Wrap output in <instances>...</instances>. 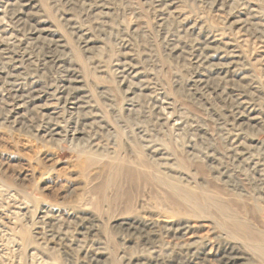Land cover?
Instances as JSON below:
<instances>
[{
  "label": "rangeland",
  "instance_id": "rangeland-1",
  "mask_svg": "<svg viewBox=\"0 0 264 264\" xmlns=\"http://www.w3.org/2000/svg\"><path fill=\"white\" fill-rule=\"evenodd\" d=\"M171 1L0 0V264H175L185 244L222 264L224 242L264 264L237 226L264 227L243 154L264 164V0ZM205 35L237 42L228 71L201 63ZM237 94L255 122L233 120Z\"/></svg>",
  "mask_w": 264,
  "mask_h": 264
},
{
  "label": "bare ground",
  "instance_id": "bare-ground-1",
  "mask_svg": "<svg viewBox=\"0 0 264 264\" xmlns=\"http://www.w3.org/2000/svg\"><path fill=\"white\" fill-rule=\"evenodd\" d=\"M171 2H172L171 0H158V3L161 7L160 8L161 10H163L166 6H169L171 4ZM203 41L205 42V44H204V46L201 47V51H200L201 52L200 53L201 58L200 59H201V63L204 62L206 65L205 67L209 71H212V70L214 71L215 69H217V71L218 70L219 71H228L232 66H234L236 64L237 60L241 57L240 50L237 46L236 41H235L236 43L233 41H230V40H223L222 41L220 39V37L216 36V35H205ZM215 58H217L218 61L212 67V65L210 64V60H214ZM214 66H216V67H214ZM137 75H138V72L135 71L134 76H137ZM39 98H36V99H39ZM232 99L234 100V106L232 109L233 110L232 111V118L235 122H237L240 125H249L258 119V116L255 114V109L252 107L251 103L249 101H247L248 98L237 94ZM48 105L51 106L53 104L47 103V104L42 105V107H46ZM51 113H49V114H51ZM46 129H47L46 130L47 133L46 134L44 133L45 137H50L51 139H54V138L57 139V137L60 136L61 131H60V128H59L57 123H50ZM240 145H241L240 141H237L235 144V146H240ZM95 149H98V147L96 146ZM93 151H95V150H93ZM158 151H159L158 148H155L152 150L153 153L156 152L155 155L156 154H162ZM238 153H236V154H238ZM243 154H244V156L246 155V159H249V161L257 168L258 184H259L258 191H259V193L263 194V196L259 197V200L261 202H264V172H263L264 171V164L262 162L260 163L259 159L257 160L256 158H253L254 156L251 157L250 156L251 153H249L247 150H245V152ZM155 161H152L151 164L154 165L158 169V167H161V164L158 161H156V162ZM143 162L144 161H141L139 163L142 165ZM157 169L150 170L151 173H153V176L155 178L153 182H159L160 184H168L167 183V181H168V182L172 183L170 181V180H172L170 174H168L164 171H159V169L158 170ZM261 170H262V172H261ZM184 196H185V194H184ZM246 202H247V200H244L243 203H246ZM244 208H246V206H244ZM248 208L249 209H246V210H248V211L252 210L251 206H249V205H248ZM188 211L192 212L191 210H187L186 213ZM120 225H121V227H124V229L129 230L132 233L137 232L139 234H142V233L146 232L145 229L147 227H149L151 224L150 223H143V222L136 220V219H131L129 221L121 222ZM237 226L241 230H244L245 232H247V234L250 238L258 239L260 241L258 244V249H259L260 253L264 255V227H263V230L257 229V231H256V230L250 229L249 225L246 223H237ZM188 229H189V226L187 224H184V225L177 226L176 228H173L171 230L167 229V233H169L170 236H176V235H181V234L185 233ZM146 235L150 236V233L147 232ZM148 238L149 237H146V239H148ZM185 246L186 247L184 248L183 258L175 260V264H196L194 262V260H195L196 256H198V255H196V252L194 250H192L195 247L192 244H185ZM217 252H218L217 260H219L222 264H234L235 259L237 257H240L239 256V247L237 245H234L231 242H224V245L222 247H220ZM155 258H157V257H155ZM154 259H152L153 260L152 262H155ZM163 264H165L164 261H163Z\"/></svg>",
  "mask_w": 264,
  "mask_h": 264
}]
</instances>
